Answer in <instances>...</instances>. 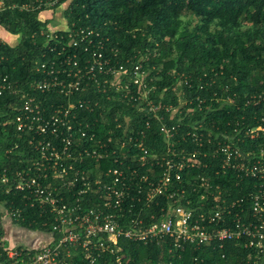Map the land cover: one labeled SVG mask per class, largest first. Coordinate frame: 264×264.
<instances>
[{
	"label": "built area",
	"instance_id": "obj_1",
	"mask_svg": "<svg viewBox=\"0 0 264 264\" xmlns=\"http://www.w3.org/2000/svg\"><path fill=\"white\" fill-rule=\"evenodd\" d=\"M7 6L48 12L41 13L43 21H50L54 10L59 16L66 8L59 0L4 3ZM57 26L48 23L47 30L39 33L45 38L44 50L33 70L40 77L25 84L13 83L6 75L0 78V95H12L15 100L8 105L16 110L4 125L12 124L25 135L28 146L26 164L0 170V185L5 193H20L29 207L38 209L51 236L38 247L9 246L0 254V264H95L105 255L109 256L105 264H131L120 239L166 246L170 253L185 245L221 246L234 240L253 250L251 264H264V147L246 151L239 146L246 139L264 136V115L251 128L235 121L231 129L222 131L214 123L204 127L201 116L180 136L183 119L171 122L165 114L174 117L183 109L187 114L210 113L216 103H232V96L223 98L213 87H197L208 94L189 98L186 91L193 87H174L177 106L155 101L151 95L156 88L147 85L149 71L141 62L128 68L114 61L112 49L90 26L72 22L71 28L59 31ZM91 92L105 94L111 104L121 101L145 112L144 128L134 127L130 116L119 111L107 133L98 135L85 116L102 107V117L113 104L102 106ZM39 94L64 97L67 102L46 107L36 100ZM163 96L161 92L159 98ZM243 102L259 105L264 91L244 95ZM151 120L163 139L164 149L158 155L145 144ZM189 139L191 149L178 144ZM104 160L111 165L100 169ZM197 166H213L214 175L232 173L236 185L254 179L246 194L247 210L244 195L232 198L209 174H197L185 183L182 172ZM4 211L11 218H22L20 208Z\"/></svg>",
	"mask_w": 264,
	"mask_h": 264
},
{
	"label": "trees",
	"instance_id": "obj_2",
	"mask_svg": "<svg viewBox=\"0 0 264 264\" xmlns=\"http://www.w3.org/2000/svg\"><path fill=\"white\" fill-rule=\"evenodd\" d=\"M0 27L14 37V42L1 41L0 44V78L6 75L13 83L25 84L34 77H40L34 72V62L41 60L44 50V35L41 30H47L49 21L41 19L40 10H19L6 7L13 3H29L32 0H0ZM66 8L60 12L65 24L58 23L59 30L71 28L74 22L77 26H90L104 38L113 60L124 63L126 67L141 62L142 68L149 71L146 78L149 87H155L152 97L155 101L162 100L177 106L174 87H193L186 91V96L208 94L199 92L197 87H213L217 95L233 98L232 103L224 101L214 104V110L194 111L187 114L183 109L179 115L165 118L176 122L181 117L180 136L192 121L205 117L204 127L214 123L218 130L231 129L235 121L248 127L258 124L260 116L264 115V102L259 105H244V95H253L264 91V0H59ZM56 10L53 11L55 14ZM58 12V11H57ZM59 14V16H60ZM64 23V22H63ZM62 25V26H61ZM66 25V26H65ZM116 55V56H115ZM131 63H125L126 59ZM225 88H227L225 90ZM25 91V90H24ZM164 96L160 99V93ZM93 98L102 106L113 107L99 116L102 107H96L92 114L86 115L93 130L98 135H105L113 126V117L120 111L130 116L131 123L136 128H144L147 115L130 108L123 102L106 100L105 94L91 92ZM15 100L12 95H0V170L20 168L26 164L27 149L25 135L17 132L12 124L4 125V120L10 119L16 110L8 105ZM36 100L43 106L52 103H64L67 99L51 94H39ZM123 114V113H122ZM98 118L95 123V119ZM120 121L124 125L123 117ZM229 123V125H228ZM123 128V127H121ZM122 129L118 132L121 133ZM145 144L151 154H160L164 149L163 139L158 133L157 123L150 121L146 129ZM188 139V137L186 138ZM15 144L17 147L15 148ZM191 149L189 140L180 141ZM241 149L257 151L264 147V136L258 139H246L240 143ZM105 161V160H104ZM101 161L98 165L104 169L111 165L110 161ZM213 166L204 169L200 166L182 172L184 182L197 174H209L213 182L223 186L224 191L232 198L245 196L246 210L249 206L247 192L253 189L256 182L246 178L236 185L234 175H214ZM20 208L21 217L12 218L19 226L29 230L38 229L48 232L38 217L39 210L31 208L21 198L20 193H5L4 185H0L1 209ZM1 216V213H0ZM225 224H220L224 226ZM122 251L131 264H251L249 256L252 249L243 248L239 243L225 240L212 243L209 246L195 247L185 245L184 249L169 252L166 246L143 244L127 239H120ZM9 246L2 241L0 230V254ZM223 256V257H222ZM109 259L105 255L95 264H105ZM83 264V263H81Z\"/></svg>",
	"mask_w": 264,
	"mask_h": 264
},
{
	"label": "crops",
	"instance_id": "obj_3",
	"mask_svg": "<svg viewBox=\"0 0 264 264\" xmlns=\"http://www.w3.org/2000/svg\"><path fill=\"white\" fill-rule=\"evenodd\" d=\"M4 28L0 27V40L5 41L4 37L7 38L10 43L14 42V37L10 34H5ZM1 216H0V230L2 233V241H9L8 246H14V245H29L30 247H38L43 245L44 243H47L50 241V235L46 232H44V235H37V239H43V243L37 245L35 241L32 239L31 235L29 233L27 228H23L19 226L11 217L7 215V213L4 211V209H1ZM7 245V244H6Z\"/></svg>",
	"mask_w": 264,
	"mask_h": 264
},
{
	"label": "rangeland",
	"instance_id": "obj_4",
	"mask_svg": "<svg viewBox=\"0 0 264 264\" xmlns=\"http://www.w3.org/2000/svg\"><path fill=\"white\" fill-rule=\"evenodd\" d=\"M48 14V13H47ZM63 22H64V19L63 18H61L60 16H57L56 15V13L53 15V17H52V19L49 21V23H50V25L51 26H55V25H57L58 23H62V25H64L63 24ZM61 25V26H62ZM7 32V31H6ZM5 32V34H7ZM9 34V33H8ZM11 35V34H10ZM4 40L6 41V42H9V41H7L8 39L7 38H5L4 37ZM9 216V215H8ZM10 217V216H9ZM28 231H29V229H27ZM32 231V232H31ZM30 232L31 233H29L30 235H31V237H32V239L35 241V243L37 244V245H39V244H41V243H43L44 241H43V239H40V238H38L37 239V235L39 234V235H41V234H43L44 235V232L43 231H39L38 229H34V230H30ZM5 241V240H4ZM9 241L10 240H8V241H5V243L8 245L9 244Z\"/></svg>",
	"mask_w": 264,
	"mask_h": 264
}]
</instances>
